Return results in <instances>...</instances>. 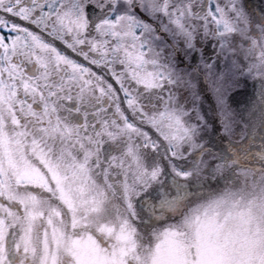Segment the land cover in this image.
Returning a JSON list of instances; mask_svg holds the SVG:
<instances>
[{
  "label": "snow or ice",
  "instance_id": "1",
  "mask_svg": "<svg viewBox=\"0 0 264 264\" xmlns=\"http://www.w3.org/2000/svg\"><path fill=\"white\" fill-rule=\"evenodd\" d=\"M0 11L20 21L0 15L15 33L0 34V264H264V140L218 153L201 142L207 121L185 119L178 95L192 87L175 71L181 50L164 55L159 34L182 40L183 58L214 41L239 87L264 81V14L246 0H0ZM259 97L264 130V83Z\"/></svg>",
  "mask_w": 264,
  "mask_h": 264
},
{
  "label": "flooded vegetation",
  "instance_id": "2",
  "mask_svg": "<svg viewBox=\"0 0 264 264\" xmlns=\"http://www.w3.org/2000/svg\"><path fill=\"white\" fill-rule=\"evenodd\" d=\"M182 2H184V0H173V3L175 4H180ZM225 2L226 0H221V3ZM246 2L247 6L252 10L254 17H259L261 14H264V0H246ZM0 15H4L5 18L12 21L20 22L18 18L12 17L11 14H4L0 11ZM152 22L154 23V26L155 24H160L162 28L164 24L168 23V20L166 17L160 16L158 20ZM24 23L26 24L27 22ZM168 26L170 28L173 27L172 25ZM32 27L34 29V26ZM0 34L5 35L6 37L15 35V33L10 32L8 28L0 29ZM159 34L163 36L166 41V44L163 45L165 47L164 55L171 53V45L173 43L178 44V47L181 50L179 56L182 59L177 60L175 71L180 74L183 81H190L192 87L189 88L186 84L179 87L178 95L182 96L181 103L184 104L185 109L189 111V116L185 117V119L189 120L190 123H198L196 115L199 113V115L203 116L204 120L207 121V124H210V127H208L205 132L200 133V135L203 136V143L205 145H211L212 150L217 153L229 147L243 150L249 145L253 150H258L259 145L262 140H264V130L261 129V113L259 108V92L261 84L264 83V81L254 79L251 76H246L242 78L241 86H233L230 90V78L232 77L230 71L228 72L226 69L221 70L219 68L214 69L215 53L212 48L214 41H209L202 45L197 44V48H202L204 51L203 59L199 54L183 58V49L185 47L183 41L173 37L169 33L160 32ZM7 42L10 43V40H7ZM57 45L62 48L64 47L59 44V42H57ZM67 51L70 55H73V58H76L87 65V62L83 61L82 57H76L70 52V50ZM206 63L211 64L212 67H205ZM92 67L95 70V66ZM121 67L122 66L117 65V71L121 70ZM109 79L111 78L109 77ZM217 88L220 89V101H223V103L230 107L235 103L238 104L239 108L244 112L245 117L247 116L246 124L253 125V127L248 128V135L244 136L243 139H241V136L239 138H232L221 131V115L216 112L215 108L216 105L220 103L217 100ZM122 95L123 94L121 93V96ZM196 95L199 96L198 100H194ZM123 106L126 107V105ZM145 127L147 128L148 126ZM192 161L193 155H189L185 160H180L178 163L181 165H187L191 164ZM171 176L172 173L169 171V177ZM189 183H191L189 191L193 194L200 195L209 190L223 187L225 181L220 180L219 183L216 181H202L201 184L204 185L203 187L201 184H196L194 181H190ZM164 189L172 195L175 194L176 190L171 186L170 178L165 179ZM153 193V190L150 189L146 194V198L154 201L157 196H153Z\"/></svg>",
  "mask_w": 264,
  "mask_h": 264
},
{
  "label": "rangeland",
  "instance_id": "3",
  "mask_svg": "<svg viewBox=\"0 0 264 264\" xmlns=\"http://www.w3.org/2000/svg\"><path fill=\"white\" fill-rule=\"evenodd\" d=\"M215 68L214 69H226L228 72L230 71L231 78H230V90L234 86L232 82L233 76H235L234 69L232 68L230 62L226 63L221 60V61H216L215 58ZM220 103L216 105V112L220 114L219 116L221 117V124L220 128L221 131L228 134L232 138H239L241 136V133L247 132L249 127H253V125L246 124L247 123V116L245 117L244 112L242 109L239 108L238 104H233L230 106H227V104L223 103V101H220V99H217ZM232 101V99H231ZM235 101V99H234ZM223 115V116H222ZM208 127H210V124H208ZM202 143L204 140L201 141ZM222 188V187H221ZM153 196H157L158 194L153 191Z\"/></svg>",
  "mask_w": 264,
  "mask_h": 264
}]
</instances>
